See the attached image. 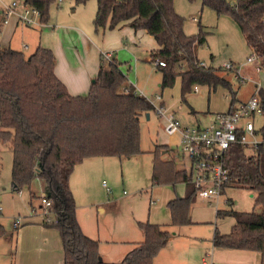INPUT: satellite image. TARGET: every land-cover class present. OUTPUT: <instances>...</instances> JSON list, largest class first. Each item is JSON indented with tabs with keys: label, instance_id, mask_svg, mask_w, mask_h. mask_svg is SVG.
Instances as JSON below:
<instances>
[{
	"label": "trees",
	"instance_id": "1",
	"mask_svg": "<svg viewBox=\"0 0 264 264\" xmlns=\"http://www.w3.org/2000/svg\"><path fill=\"white\" fill-rule=\"evenodd\" d=\"M57 0H25L40 11V19L51 18V5ZM88 0H75L76 4ZM191 2L195 0H189ZM95 31L115 28L129 21L134 30L145 29L154 36L159 48L151 52L152 61L163 59L161 87H172L181 78V99L193 85H222L231 93L235 105L236 91L231 83L212 66L201 65L198 47L207 41V31L198 21V32L187 34L185 18L174 0H97ZM203 7L218 15L229 13L252 48L260 67L264 68V0H202ZM0 16V33L5 13ZM101 65L85 95H72L55 74L56 55L51 48L38 46L26 56L21 50L0 48V141L12 150L11 186L14 191L31 189L36 180L46 187L45 197L51 200L49 214L43 224L56 228L61 236L64 261L61 264H154L157 254L166 247L171 231L150 221L138 222L144 239L118 263L100 261L99 242L88 236L77 217L76 199L70 176L77 164L93 156H127L141 152L140 114L151 108L149 100L128 88V78L112 59ZM264 116V89L257 88ZM191 113L197 115L194 109ZM149 114V113H148ZM263 141L258 145H231L225 152L228 170L227 186L255 191L257 204H264V122L260 128ZM169 145H155L153 182L186 184L181 197L168 201L171 223L182 226L194 223L192 208L198 192L186 168L178 169L176 160L162 158L161 150ZM31 206L41 196L30 190ZM34 208V206H33ZM218 217L233 216L230 232L217 227L213 234L216 247L254 250L264 264V213L218 209ZM46 217H51L47 221ZM0 223V236L5 233Z\"/></svg>",
	"mask_w": 264,
	"mask_h": 264
},
{
	"label": "rangeland",
	"instance_id": "2",
	"mask_svg": "<svg viewBox=\"0 0 264 264\" xmlns=\"http://www.w3.org/2000/svg\"><path fill=\"white\" fill-rule=\"evenodd\" d=\"M11 1L0 0V14L2 13L4 4ZM229 1L231 4H235L236 2V0ZM96 3L97 0H88V4L81 8H86L85 10L89 11L91 10L90 6H93L94 11ZM71 4H73L72 6L77 5L75 0H57L53 3L50 9L51 18L49 22H54L53 16L59 9L67 8L69 11L72 10ZM175 6L185 18L184 30L186 33L196 34L198 32V19L195 21L193 19L194 16L201 19L202 25L211 29L206 43L198 49L200 60L206 62L208 66H215L224 61H232L242 69L243 75H245V79L242 80L236 78L234 71H230L229 73L232 89L237 91V98L242 100L251 98L255 92L256 85L264 89V68L257 69V65L254 62L248 61L250 54L248 53L245 39L229 13L218 15L214 9L204 7L201 17L199 9L201 10L202 3L199 0L193 2L178 0L175 2ZM145 43V47L148 50L147 48H141L136 51L135 55L126 51L121 52L125 60H129L128 63L131 67L127 70L125 66L121 65V68L141 95H144L149 100H154L157 92H163L166 106H174L178 110L177 115L182 122H192L186 123L191 125L197 122V115L193 113L189 114L191 108L200 114L201 125L215 121L217 112L228 108L231 101L230 89L222 85L217 86L216 90L209 92L206 85L198 84L200 87L199 91L194 92L191 90L186 94L188 102H184L181 99V78L179 76L172 87H160L159 84L162 76L160 71H157V63L148 60L151 57L149 48L155 44L154 37L148 34L145 37ZM32 51V47L24 49L26 56L31 54ZM210 54L214 56L213 60L210 59ZM104 62L107 61L104 60ZM221 75L225 77L224 73H221ZM131 87L134 88L133 86ZM188 116H191L192 119H189ZM256 121L257 125L261 127L264 122V116L262 114L258 115ZM140 126V153L130 157H92L95 158L93 160L100 163V169L93 180V190L96 200L105 202L109 199L111 203L117 206L116 210L119 211L118 214H107L103 219L104 216L99 214L98 211L91 216L83 209L80 210V214L82 213L85 216L86 221L93 226H98L101 233H103L105 227L114 225L116 221L122 222L127 218H133V216L145 221L150 218V222H155L153 221L156 217L154 211H157L159 214V222H167L165 203H167L172 195L178 197L179 195H184L186 192L183 182L176 183V187L173 188L171 183L159 184L153 182L152 179L154 156L150 151L155 148L154 145L156 143H160L161 141H171L175 145L171 149H162V158L169 159L174 157L178 169L189 166V158L186 153L181 151L182 146L179 144V140L177 141L174 135H169L163 130V122L153 112L149 118H147V112L140 114ZM164 150L167 151V153L165 152V157H163ZM12 160V150L8 145L0 141V206L2 207L0 221H2L5 230L9 231L8 236L11 240H13L15 235L12 232L14 217L23 216L28 210H31L28 197L30 196V190L36 192L38 196L41 194L39 181L37 180L34 181L31 189H22V194L13 191L11 186ZM177 162L179 163V167ZM104 180L107 186L111 188V192L107 191L103 183ZM152 193L154 195L153 198H159V200L157 199L158 204L156 206L149 205ZM83 197L84 195H82L80 200H77L76 206L82 203ZM226 198H229L230 202H226ZM219 201L218 209L232 208L240 211L264 213V204H257L252 191L245 187H227L225 194L220 197ZM39 202L41 203L40 197L34 200L36 205ZM215 202L211 203L200 196L197 197L193 205V216L196 223L175 227L174 229L177 231L176 235L157 254L154 259L155 264H170L168 262L170 253L179 256L181 260L182 252L191 255L192 259H195L194 262L196 264H202L201 261L206 252H212L215 249L211 241L215 224L210 222L215 221L217 209ZM150 212L151 214H149ZM219 230L221 231V229ZM193 246L198 247V249ZM15 247V243L9 242L7 244L6 241L0 239V264H11L13 262ZM257 253L254 250L224 248L217 249L214 259L221 264H252L258 256ZM194 262L192 264H195Z\"/></svg>",
	"mask_w": 264,
	"mask_h": 264
},
{
	"label": "crops",
	"instance_id": "3",
	"mask_svg": "<svg viewBox=\"0 0 264 264\" xmlns=\"http://www.w3.org/2000/svg\"><path fill=\"white\" fill-rule=\"evenodd\" d=\"M13 1L17 2V8L20 10L25 0H12L7 4H4V7L2 8L1 11L2 13L0 14L1 17H3L2 16L3 13L6 12V5H10ZM176 1L178 0H174V5ZM199 1H201L202 3V0ZM87 4L88 1L86 3L77 4L75 6H72L73 4H71L72 10L70 11L67 8H61L53 16L54 22L53 21L47 23L41 22L40 24H26L23 21L19 20L17 15H15L14 13H10L6 17L7 22L4 23L3 29L0 33V48L11 47L13 49L21 50L23 52L24 49L28 47H32L33 51H35V49L38 46L51 48L56 55L55 74L66 85L68 91L72 95L87 94L89 92L92 80L98 74L102 62L101 58L103 57L102 54L103 52H111L112 59H114L119 63L120 68L122 65L125 66L127 70H129L131 68L128 63L129 60H125V57L124 55L121 54V52L126 51L135 55L137 50L141 48H147L145 47L146 45L145 37L148 34H150L145 29L134 30L129 25V21H123L113 29L106 28L103 32L98 33L95 31L94 28V18L98 7L97 3L95 4L94 11H93V6H90L91 10L89 11L85 10L86 8H81V7H85ZM175 8L176 11L179 13V10L177 9L176 6ZM203 10L204 7L202 6L201 10L199 9L200 11L199 13L201 17L203 15L202 13ZM193 19L195 21L197 19L198 21L201 20L196 16H194ZM64 20H66V22H64ZM204 29L207 31V36H208V34L211 33V29L207 28L206 26H204ZM245 43L248 49V53L250 54L249 57L251 56L254 57L252 61L249 60L248 61L254 62L257 65V69H262L260 67L257 57L255 56L252 48L247 44L246 40ZM159 47L160 46L155 39L154 46L149 48L150 54L153 50H156ZM149 58L150 59L148 60L152 61L151 57ZM213 58L214 56L210 54V59L213 60ZM224 62L221 64H216L215 66L213 65L211 66L215 68L220 75L221 73H224L226 79H228L229 81H230V76H229L230 71L235 72L236 78L238 80L245 79V75H243L242 69L235 62H233L235 66L232 69L225 68L223 66ZM157 71H160L162 76L161 66L157 67ZM131 86L134 87V85L128 79V88L126 89L131 91L137 90L135 87L132 88ZM159 86L161 87V82ZM206 86L208 87L209 92L211 90H216V88L212 89L208 85ZM257 88H259L258 85H256L255 92L253 93L251 98L255 95ZM199 90L200 87L198 88V90H193V91L197 92ZM157 93H161L163 95V92L161 91ZM236 99L237 101L234 105L235 107L239 103L246 102L249 100V99L248 100L239 99L237 98V95H236ZM163 100H164V95H163ZM164 105L166 106L165 100H164ZM234 106H232L229 102L228 108L220 112L228 111L232 109ZM166 107L168 110H173L177 114L178 110L174 106H166ZM190 110H192V108ZM190 113L191 111H189V114ZM150 115L151 114L147 115V118H149ZM188 117L189 119H192L191 116ZM200 118H201L200 114H197L196 124H202ZM186 123H192V122H186ZM174 137L177 139V141L179 140L180 142L179 134H175ZM158 144L169 145L170 149L172 148V146H175L171 141L169 142L161 141L160 143H156L155 145ZM152 151L153 149L150 152ZM165 152L167 153V151L166 150L163 151V157H165ZM93 159L95 158L92 157L85 158L82 162H80L75 166L70 176V186L74 193L76 203L77 200L78 199L80 200L82 195H84L83 197L84 199L82 203L77 204L76 206L77 217L84 233L98 240L99 253L100 256L102 257V260L110 263H118L124 259L127 253L131 249H133V247L136 244H138L144 239L143 232L139 228L138 222L145 220H141L140 218L133 216V218L131 219L127 218L122 222L116 221L114 225L105 227L103 233H101L98 226L96 227L89 224L86 221L85 216L82 213L80 214L81 209H83L91 216H93L95 212L98 211L99 214L104 216L103 217L104 219L107 214L119 213V211L116 210L117 206H115L114 203H111L109 199H107L105 202L98 199L96 200L95 193L93 190V180L97 174V171L100 169V163L96 162ZM178 167H179V163H178ZM37 181H39V187L41 189L40 196L42 197L46 193L45 190L46 188L40 180ZM104 182L103 183L107 191L111 192V188L107 186L105 180ZM183 184L186 187V184L185 183ZM172 186L173 188H175L176 184L175 185L172 184ZM225 190L223 194H225ZM15 192L22 194V190ZM255 194L256 192L252 191V195L255 196ZM172 196L170 199L169 198L168 199L171 200L173 198H176L174 195ZM181 196L183 195H179L178 197ZM28 197H29V206L31 207L30 208L31 210L30 211L28 210V212L25 213L23 216L14 217V220L12 222L13 224L12 232L15 233L13 240H11V238L8 236L9 231L7 230L2 236H0V239L6 241L7 244H9V242L12 244L14 243L16 244L14 259L11 264L63 263L64 251H63L62 239L59 231L54 227L46 226L45 224H43L45 210L42 206V203L39 202V204L36 205L33 201V206H34L33 208V206H31L30 203L31 197L30 196ZM153 197L154 195L152 193L151 199L149 201L150 206H156L158 204L159 198L157 197L155 199ZM203 199L211 203L215 202V200L213 199H208V198H203ZM219 199L215 202V206L217 208L215 213V221L214 222L210 221V222L214 223L215 228L217 227L218 229H221L223 233H228L230 232L232 226L235 223V218L233 216H225V217L217 216V211L220 204ZM152 201L154 202L152 203ZM225 201L230 202L229 198H226ZM167 203H165L166 204L165 214L167 217V222H159L158 219L159 214L157 211H154V215L156 217L154 218L153 221L155 222L153 223L161 224L162 226H164V228L171 231L172 233L170 238L171 241L177 232L174 228L180 226L172 225L171 214L169 207L167 206ZM193 208H192V220L194 223H196L195 218L193 216V211H194ZM1 210L2 207L0 206V212ZM149 214H151V212ZM18 219H20V224L18 226H15L14 225L15 221ZM149 219H147V221H149ZM0 222L2 224V221ZM211 241L213 242V237ZM193 247L198 249V247L196 246ZM213 247L215 249L212 252L207 251L205 256L202 258L201 261L202 264H221L215 261L214 255L217 249H224V248L216 247L214 246V243H213ZM257 254L258 256L253 261L252 264H260L261 254L259 252ZM168 259H169L168 262L170 264H192L195 260L192 259L191 255L185 254L183 252H182L181 260L179 259V256L174 255L173 253L169 254Z\"/></svg>",
	"mask_w": 264,
	"mask_h": 264
},
{
	"label": "built area",
	"instance_id": "4",
	"mask_svg": "<svg viewBox=\"0 0 264 264\" xmlns=\"http://www.w3.org/2000/svg\"><path fill=\"white\" fill-rule=\"evenodd\" d=\"M10 13L17 15L19 20L26 24L42 22L40 11L25 3L20 10L17 8L16 1L6 5L4 23L7 22L6 17ZM102 54L103 60L108 62L112 60L111 52ZM253 59V56L248 57L249 61ZM156 63L158 66L166 65L163 59H158ZM201 65L208 66L203 61H201ZM223 66L232 69L235 65L232 61H227ZM198 88V85L193 86V90H198ZM133 92L141 95L137 90ZM149 102L151 108L148 113L153 112L157 115L163 122V130L169 135H180L181 151L186 153L189 158V166L186 169L190 172L191 181L200 197L218 200L228 187L229 174L224 164V155L231 145L240 143L256 146L263 141L261 127L257 125L256 121L257 116L262 114L258 96L254 95L248 101L239 103L228 111L217 113L215 121L205 125L183 123L175 111L168 110L164 105L161 93H157L154 100H149ZM41 203L45 209H49L51 206V200L45 196L41 197ZM49 213L48 210L45 215ZM46 220L51 221L52 218L46 217ZM19 224L20 219L16 220L14 225L18 226Z\"/></svg>",
	"mask_w": 264,
	"mask_h": 264
},
{
	"label": "water",
	"instance_id": "5",
	"mask_svg": "<svg viewBox=\"0 0 264 264\" xmlns=\"http://www.w3.org/2000/svg\"><path fill=\"white\" fill-rule=\"evenodd\" d=\"M147 115H149V114H147ZM99 259H100V261H103L101 256H99Z\"/></svg>",
	"mask_w": 264,
	"mask_h": 264
}]
</instances>
